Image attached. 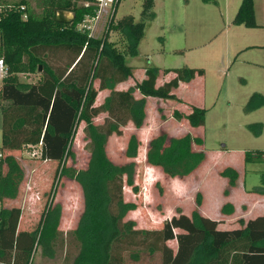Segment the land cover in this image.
<instances>
[{
	"label": "trees",
	"instance_id": "obj_1",
	"mask_svg": "<svg viewBox=\"0 0 264 264\" xmlns=\"http://www.w3.org/2000/svg\"><path fill=\"white\" fill-rule=\"evenodd\" d=\"M152 1L141 0L138 21L131 14H124L113 22L116 0L99 37L89 36L78 27L85 16L93 14L95 0H36L38 14L26 6V0L7 3L10 7L0 13V57L6 65L0 86V203L16 196L23 179L22 168L9 152L37 147V157L56 161V175L75 181L81 191L82 209L75 227L69 231L77 243L70 264H120L122 252L132 262L156 253L160 264H264V216L240 220L242 227L231 230L217 228L219 220L203 216L196 209L188 215L175 213L160 227L153 228L137 227L125 217L136 206L125 200L122 191L124 186L137 191L134 162H112L104 145L110 135H120L126 123L134 130L142 126L145 97L171 100V118L190 128L174 136L158 126L146 143L144 161L148 166L181 179L198 170L209 156L200 133L191 132V127L203 125L205 109L187 104L173 92L179 82L201 75V69L181 66L160 71L145 65L143 77L132 86L125 90L112 88L132 77L133 70L126 63L125 54L109 41V30L112 26L120 30L127 55H136L144 22L153 16ZM19 5L24 6V11L19 10ZM58 10L73 13V19L57 22ZM23 12L25 19L21 17ZM231 21L244 27L257 26L252 0H240ZM160 72L172 76L156 85ZM31 73L38 74L36 81L18 80V74ZM102 89L108 92L96 105L97 90ZM134 90L139 97H134ZM256 96L260 97L258 103L264 102V97L252 93L246 109L254 106ZM99 113H103L102 119L95 123ZM160 118L165 120L161 114ZM79 123L83 124L88 157L85 166L76 169L67 166L66 160L72 156L71 144ZM138 141L135 133L129 134L125 157L136 156ZM259 155L258 151H245L243 163ZM219 175L226 179L224 193H228L237 184V172L232 166H225ZM253 189L264 193L263 188ZM224 208L232 211L228 203ZM19 214L18 207L0 208V264H31L36 246L41 247L43 255L53 253L51 244L58 232L59 207L48 202L32 230L16 229ZM170 240L175 242L174 248L167 245ZM237 249L242 250L241 263L233 252Z\"/></svg>",
	"mask_w": 264,
	"mask_h": 264
},
{
	"label": "rangeland",
	"instance_id": "obj_2",
	"mask_svg": "<svg viewBox=\"0 0 264 264\" xmlns=\"http://www.w3.org/2000/svg\"><path fill=\"white\" fill-rule=\"evenodd\" d=\"M1 2L7 4L16 0ZM140 2L118 0L113 11V22L124 14H131L133 20L138 21ZM239 2L153 0V16L144 22L134 56L126 53L123 33L115 26L109 30V41L125 54L126 63L133 69L132 77L113 85L114 89L132 86L142 77L141 69L145 65L155 66L160 71L181 66L202 70L201 75L180 84L175 90L177 97L187 104L205 109L203 125L197 129L191 127L192 133H200L203 149L209 153L198 170L181 179L171 178L144 161L146 143L156 133L158 126L174 136L190 130L185 122H176L171 118V100L146 97L142 126L134 130L130 123H126L120 135L107 137L104 149L112 162H134V185L137 191L133 192L129 186H124L122 191L125 200L136 204L135 209L125 217L132 219L137 227H160L171 215L178 212L188 215L194 209L200 214L221 220L219 208H224L227 200L234 206L240 204L236 207L237 212L239 207H244L245 195L251 198L255 194L258 199H264V194H257L253 189H264V102L258 103L260 97L256 96L252 101L254 106L245 108L252 93L264 97V0H252L257 23L255 27L232 23L230 10L232 5L233 8L237 7ZM26 3L35 14L39 13L36 0H26ZM76 3L83 4L82 1ZM110 15L111 8L97 19L92 36L99 37L103 33ZM165 75L156 77V83L161 82ZM37 76V73L17 75L23 83L34 82ZM93 86L97 88V81L93 82ZM107 92L106 89L97 90L96 105L101 103ZM133 95L139 97L135 90ZM160 114L165 117L164 121ZM102 116L103 113H99L94 122H100ZM82 126L79 123L76 128L71 144L72 156L66 160L67 166L76 169L83 168L88 157ZM131 133H135L139 141L136 156L127 158L123 151ZM245 151H258L260 155L243 163ZM9 153L22 168L23 179L16 196L2 200L0 205L20 209L16 229H34L48 202L59 207L58 232L51 244L53 253L51 256L43 255L41 247L36 246L31 264H70L77 251V243L69 231L75 227L82 209L78 184L64 176H57V162L40 160L37 147H24ZM225 166H232L239 177L228 193H224L226 179L219 175ZM167 245L174 248L175 242L167 241ZM121 254L123 261L120 264H160L156 253L138 262L130 261L126 252Z\"/></svg>",
	"mask_w": 264,
	"mask_h": 264
},
{
	"label": "crops",
	"instance_id": "obj_3",
	"mask_svg": "<svg viewBox=\"0 0 264 264\" xmlns=\"http://www.w3.org/2000/svg\"><path fill=\"white\" fill-rule=\"evenodd\" d=\"M233 6L234 5H232V10H230L231 11V15L230 16H232V17H233L234 12L236 11V8H237V7H234L233 8ZM141 70H142L141 76L143 77V69H141ZM160 74H161V72L158 74L157 77H159ZM165 74L166 75L164 76V79L161 82L159 81L158 84L156 83V85H160L162 82L168 80L172 76V73H165ZM132 75H133V71H132ZM161 75H163V74H161ZM142 77H140V79ZM194 78H192V79H194ZM140 79H138V80H140ZM156 80H157V78H156ZM124 81H121V82H124ZM182 83H184V82H179L178 85H177V87L173 90V92H174V94H175L176 97H177V95L175 93V90H177L179 88L180 84H182ZM116 90H125V89H116ZM249 190H247V191H249ZM229 192H231V190ZM257 194H264V193H257ZM243 200H244V207H239V211H237V212H235V210H236V207L240 205L239 203L237 204V206H234V204L231 201H229V200L226 201V203H229L232 206V209H233L232 212L231 211L228 212L227 211L228 208H223V211L221 212L220 211L221 207L219 206L220 207L219 208V211L221 213L222 218H221V220H219V223L217 224V228H219L221 230L237 229V228L242 227V225H240V220H242L243 222H246L247 220H252V219H254V218L258 217V216H264V199H262V198H259L258 199L256 197V195L254 194L251 198L249 196H246L245 195L244 198H243ZM257 211H259V212H257ZM250 213H252V214H250ZM201 215L206 216V217H209V218H212V219H216L215 217L209 216L208 214L201 213ZM233 252L238 255L236 257V259L238 261L239 258H240V263H241V256L240 255H241L242 250L241 249H237V250H235Z\"/></svg>",
	"mask_w": 264,
	"mask_h": 264
},
{
	"label": "built area",
	"instance_id": "obj_4",
	"mask_svg": "<svg viewBox=\"0 0 264 264\" xmlns=\"http://www.w3.org/2000/svg\"><path fill=\"white\" fill-rule=\"evenodd\" d=\"M116 0H95V10L91 16H85L79 23L78 27L85 31L89 36H92V33L95 28V24L97 19L101 17L103 14L107 13V10L111 8L112 12V5ZM10 4L0 3V13L3 12L5 9L9 8ZM19 10L24 11V6L19 5ZM22 19L26 18L25 12L21 15ZM6 74V65L0 57V79ZM3 156V152L0 150V159ZM1 208V205H0Z\"/></svg>",
	"mask_w": 264,
	"mask_h": 264
},
{
	"label": "water",
	"instance_id": "obj_5",
	"mask_svg": "<svg viewBox=\"0 0 264 264\" xmlns=\"http://www.w3.org/2000/svg\"><path fill=\"white\" fill-rule=\"evenodd\" d=\"M73 19V13L63 10H58L55 14V20L61 23L70 22Z\"/></svg>",
	"mask_w": 264,
	"mask_h": 264
}]
</instances>
